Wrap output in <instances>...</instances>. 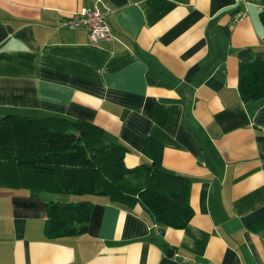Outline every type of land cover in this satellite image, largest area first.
<instances>
[{"label":"crops","instance_id":"0c3cea01","mask_svg":"<svg viewBox=\"0 0 264 264\" xmlns=\"http://www.w3.org/2000/svg\"><path fill=\"white\" fill-rule=\"evenodd\" d=\"M92 8L110 40L57 29ZM263 11L264 0H0V119L96 125L129 149V169L150 163L154 140L162 168L191 179L194 213L163 228L140 205L0 186V264H264V98L237 90L239 65L264 60ZM79 202L92 204L86 233L46 239L48 205Z\"/></svg>","mask_w":264,"mask_h":264},{"label":"trees","instance_id":"16d2710c","mask_svg":"<svg viewBox=\"0 0 264 264\" xmlns=\"http://www.w3.org/2000/svg\"><path fill=\"white\" fill-rule=\"evenodd\" d=\"M260 22L264 28V11ZM237 90L244 103L264 98V60L239 65ZM128 152L90 123L7 115L0 119V186L105 197L127 208L140 205L157 226L184 229L194 214L191 179L162 168V148L154 140L144 147L148 164L127 168ZM91 208L89 202L50 203L46 239L85 234Z\"/></svg>","mask_w":264,"mask_h":264},{"label":"built area","instance_id":"2783aa9c","mask_svg":"<svg viewBox=\"0 0 264 264\" xmlns=\"http://www.w3.org/2000/svg\"><path fill=\"white\" fill-rule=\"evenodd\" d=\"M99 3L101 0H95ZM108 10V8L106 7ZM103 13L98 8L82 9L79 12L65 16L57 26V29L77 30L84 28L91 45H98L102 41L111 39L108 26L104 23Z\"/></svg>","mask_w":264,"mask_h":264},{"label":"rangeland","instance_id":"374dc122","mask_svg":"<svg viewBox=\"0 0 264 264\" xmlns=\"http://www.w3.org/2000/svg\"><path fill=\"white\" fill-rule=\"evenodd\" d=\"M74 197L75 199H82V200H91L93 198V196H88V195H85V196H72Z\"/></svg>","mask_w":264,"mask_h":264}]
</instances>
